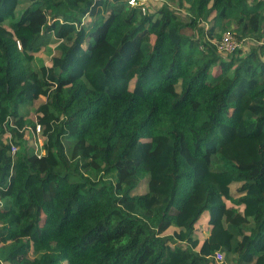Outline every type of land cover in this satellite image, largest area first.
<instances>
[{
    "label": "trees",
    "instance_id": "1",
    "mask_svg": "<svg viewBox=\"0 0 264 264\" xmlns=\"http://www.w3.org/2000/svg\"><path fill=\"white\" fill-rule=\"evenodd\" d=\"M230 262L264 264V0H0V264Z\"/></svg>",
    "mask_w": 264,
    "mask_h": 264
},
{
    "label": "rangeland",
    "instance_id": "2",
    "mask_svg": "<svg viewBox=\"0 0 264 264\" xmlns=\"http://www.w3.org/2000/svg\"><path fill=\"white\" fill-rule=\"evenodd\" d=\"M162 0H145V8L147 9V7L150 6H156L158 5ZM137 7V6H136ZM142 12V11H141ZM218 35H221L224 31H222L221 29H217L216 30ZM219 40V38L217 39V41ZM53 41H49L47 44H44L41 46V50L38 51V56L40 59H42L43 63H48L49 61V55L50 53H52L53 50ZM38 65H39V60H34L32 61V66L35 69H38ZM133 86V81L130 82V87ZM37 103V100L35 101ZM36 103L34 104H26L25 108H22V111L26 113V117L30 118L32 120L35 119V113H34V107L36 105ZM37 131V130H36ZM9 134H4L3 137H8ZM29 143H33L34 145H39V139L36 140V143L34 142V138L33 136L31 138L28 139ZM236 187L237 184L236 183H231L230 185V189L232 194L236 195ZM145 189V185L144 183L140 184V186H138L134 192H143ZM173 226L169 227L168 229H166L163 233L164 234H169L172 232L173 230ZM209 231V224H207V213L203 214L199 220V222L196 225V231L194 232L193 237L198 238L199 240L203 239L204 237L207 236ZM222 260V255L219 259H217V261ZM229 264H232V262H230Z\"/></svg>",
    "mask_w": 264,
    "mask_h": 264
},
{
    "label": "built area",
    "instance_id": "3",
    "mask_svg": "<svg viewBox=\"0 0 264 264\" xmlns=\"http://www.w3.org/2000/svg\"><path fill=\"white\" fill-rule=\"evenodd\" d=\"M127 3L131 6H137L140 8L142 12L145 11V0H127ZM217 49L220 51H225V52H231L233 51L237 46H239V43L233 38L232 34L230 31H224L219 40L216 42ZM36 130H39V125H36ZM38 140V139H37ZM39 145H37L38 153H44V149L41 148V141L39 139ZM15 151V146L14 144H11L10 147V152L13 153ZM215 259H219L221 257V254L219 252L215 253Z\"/></svg>",
    "mask_w": 264,
    "mask_h": 264
},
{
    "label": "bare ground",
    "instance_id": "4",
    "mask_svg": "<svg viewBox=\"0 0 264 264\" xmlns=\"http://www.w3.org/2000/svg\"><path fill=\"white\" fill-rule=\"evenodd\" d=\"M145 12V11H144Z\"/></svg>",
    "mask_w": 264,
    "mask_h": 264
}]
</instances>
